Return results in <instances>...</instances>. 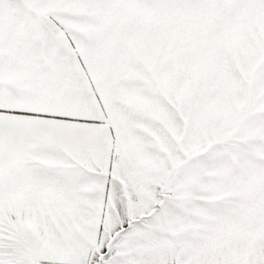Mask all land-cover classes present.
Wrapping results in <instances>:
<instances>
[{
  "label": "snow or ice",
  "instance_id": "snow-or-ice-1",
  "mask_svg": "<svg viewBox=\"0 0 264 264\" xmlns=\"http://www.w3.org/2000/svg\"><path fill=\"white\" fill-rule=\"evenodd\" d=\"M0 264H264V0H0Z\"/></svg>",
  "mask_w": 264,
  "mask_h": 264
}]
</instances>
